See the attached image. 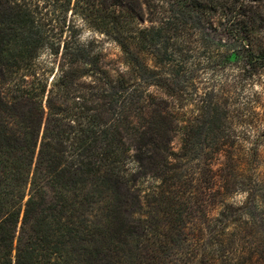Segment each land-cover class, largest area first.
Masks as SVG:
<instances>
[{
  "label": "trees",
  "instance_id": "16d2710c",
  "mask_svg": "<svg viewBox=\"0 0 264 264\" xmlns=\"http://www.w3.org/2000/svg\"><path fill=\"white\" fill-rule=\"evenodd\" d=\"M192 58L252 87L264 0H0V264H264V213L226 189L213 215L182 173L232 118Z\"/></svg>",
  "mask_w": 264,
  "mask_h": 264
},
{
  "label": "rangeland",
  "instance_id": "374dc122",
  "mask_svg": "<svg viewBox=\"0 0 264 264\" xmlns=\"http://www.w3.org/2000/svg\"><path fill=\"white\" fill-rule=\"evenodd\" d=\"M141 24L147 25V21L143 20ZM81 25L82 39L91 36L99 39L107 53L104 61L110 66L119 68L123 58L118 46L100 34L93 35L91 30ZM207 59L192 58L191 62L187 63L188 72L183 75V78L187 79L188 75H191V80L187 83L186 91L193 92L195 89L201 91L202 87L212 90V85H222L221 87L224 88L221 99L223 109L227 110V115L232 117H229L224 128V132L229 137L226 139V147L220 154L208 156L210 159L199 158L191 161L189 165L181 167V170L186 174L185 178L190 172H196L193 175L192 184L202 192L200 195L207 199V203L214 206L213 215L220 210L219 194L228 189L230 190L228 202L238 207L247 204V210L245 209L247 212L256 209L255 218L257 219L258 215L264 213V74L256 78L252 87L238 89L233 87L230 81L235 72L228 69L217 71L219 68L214 70V67L210 66L214 58ZM226 79L227 85L222 84ZM188 109L189 107L182 106L179 112L185 113ZM172 147L174 151H177L178 135L173 139ZM208 162H211L213 166L212 171L200 173L206 172L204 168L207 169ZM196 177L197 181L194 179ZM212 195H216L213 201Z\"/></svg>",
  "mask_w": 264,
  "mask_h": 264
}]
</instances>
